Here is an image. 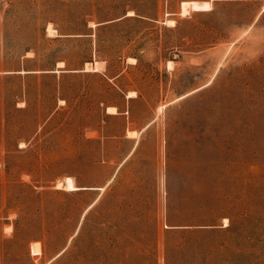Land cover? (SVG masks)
Here are the masks:
<instances>
[{
    "label": "rangeland",
    "instance_id": "obj_1",
    "mask_svg": "<svg viewBox=\"0 0 264 264\" xmlns=\"http://www.w3.org/2000/svg\"><path fill=\"white\" fill-rule=\"evenodd\" d=\"M0 264H264V0H0Z\"/></svg>",
    "mask_w": 264,
    "mask_h": 264
},
{
    "label": "bare ground",
    "instance_id": "obj_2",
    "mask_svg": "<svg viewBox=\"0 0 264 264\" xmlns=\"http://www.w3.org/2000/svg\"><path fill=\"white\" fill-rule=\"evenodd\" d=\"M64 186L68 189H76L78 187H76L74 184H73V180L70 176H67L65 179H64Z\"/></svg>",
    "mask_w": 264,
    "mask_h": 264
}]
</instances>
